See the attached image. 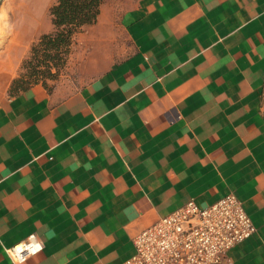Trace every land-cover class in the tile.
<instances>
[{"label":"crops","instance_id":"1","mask_svg":"<svg viewBox=\"0 0 264 264\" xmlns=\"http://www.w3.org/2000/svg\"><path fill=\"white\" fill-rule=\"evenodd\" d=\"M27 1L0 47V264L33 234L22 264H127L140 231L230 193L258 230L222 264H264V0H103L53 89L11 96L52 29L55 0Z\"/></svg>","mask_w":264,"mask_h":264},{"label":"built area","instance_id":"2","mask_svg":"<svg viewBox=\"0 0 264 264\" xmlns=\"http://www.w3.org/2000/svg\"><path fill=\"white\" fill-rule=\"evenodd\" d=\"M257 230L234 193L206 207L190 200L133 238L135 252L127 264H222ZM37 245L43 250L33 234L8 253L22 264L41 252Z\"/></svg>","mask_w":264,"mask_h":264},{"label":"trees","instance_id":"3","mask_svg":"<svg viewBox=\"0 0 264 264\" xmlns=\"http://www.w3.org/2000/svg\"><path fill=\"white\" fill-rule=\"evenodd\" d=\"M102 4L103 0H55L49 9L52 29L31 45L9 94L17 96L36 84L52 90L66 72L75 37L97 22Z\"/></svg>","mask_w":264,"mask_h":264},{"label":"rangeland","instance_id":"4","mask_svg":"<svg viewBox=\"0 0 264 264\" xmlns=\"http://www.w3.org/2000/svg\"><path fill=\"white\" fill-rule=\"evenodd\" d=\"M27 0H3L0 6V47L11 39L12 31L19 16L28 8ZM65 74V72H64ZM63 75V74H62ZM62 77V76H61Z\"/></svg>","mask_w":264,"mask_h":264},{"label":"clouds","instance_id":"5","mask_svg":"<svg viewBox=\"0 0 264 264\" xmlns=\"http://www.w3.org/2000/svg\"><path fill=\"white\" fill-rule=\"evenodd\" d=\"M49 235H50V238H51V235H54V233H50ZM35 251H36V252H38V251H42V246H40V245H37V247H36V250H35ZM33 254H35V252H34ZM14 264H15V261H14Z\"/></svg>","mask_w":264,"mask_h":264},{"label":"water","instance_id":"6","mask_svg":"<svg viewBox=\"0 0 264 264\" xmlns=\"http://www.w3.org/2000/svg\"><path fill=\"white\" fill-rule=\"evenodd\" d=\"M2 1H3V0H0V6L2 5Z\"/></svg>","mask_w":264,"mask_h":264}]
</instances>
